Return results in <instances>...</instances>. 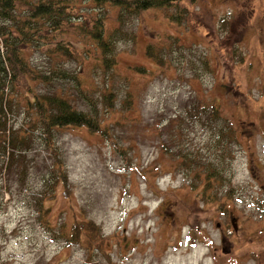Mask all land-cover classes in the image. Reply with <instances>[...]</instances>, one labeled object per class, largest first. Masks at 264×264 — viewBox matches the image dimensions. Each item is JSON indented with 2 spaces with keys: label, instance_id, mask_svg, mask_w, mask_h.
Masks as SVG:
<instances>
[{
  "label": "rangeland",
  "instance_id": "obj_1",
  "mask_svg": "<svg viewBox=\"0 0 264 264\" xmlns=\"http://www.w3.org/2000/svg\"><path fill=\"white\" fill-rule=\"evenodd\" d=\"M194 2L172 25L171 9L118 19L73 0L26 39L28 64L45 76L34 94L60 93L107 129L45 134L28 91L9 93L0 134L28 135L0 170V264H264V0ZM99 26L112 30L105 45L92 34ZM148 42L161 65L145 55ZM88 221L95 232L80 226L68 242Z\"/></svg>",
  "mask_w": 264,
  "mask_h": 264
},
{
  "label": "trees",
  "instance_id": "obj_2",
  "mask_svg": "<svg viewBox=\"0 0 264 264\" xmlns=\"http://www.w3.org/2000/svg\"><path fill=\"white\" fill-rule=\"evenodd\" d=\"M71 1L73 0H38L37 2L34 0H0V35L2 36L1 44L4 46L2 53H0V114L4 116L3 107L5 108V106L12 111L9 103L12 98L8 96L11 95L9 93H15V90H17L25 97L27 90L29 94L26 98H24V104L32 111L33 119L36 122L37 127L41 128L45 134L46 132L49 133L53 128L65 126L85 127L92 134L94 132L104 134L106 133L107 128L101 119L99 120L94 115L90 116V114L84 112L83 110L80 111L72 106H69L67 99L60 93H58V95H35L31 86L34 81L36 82L38 79H45V76L39 75L35 69L28 64L22 49L27 46L26 39L29 36H32L34 31L37 32L43 29L42 22H44V20H51L55 22L57 18L62 19L67 8L70 7ZM89 1L96 6L107 5L116 9L115 17L118 19H122L121 15L123 13L137 15L146 10L171 9L170 12H164L163 15L164 20L172 25H179L181 20L185 17L189 6H191V3H188V0ZM190 1L196 2V0ZM22 4L24 5V9L27 11H25V14L22 16H16L14 14V12H16L15 10H17L18 6ZM1 22H7L8 25L1 24ZM12 22L14 23L12 24ZM97 29L95 27V30L92 31V34L95 33V40L99 43L100 38V40H103L104 45L107 44L106 41L108 39L110 41V34H112V30L110 31L102 26H99ZM175 39L177 40L176 37ZM143 49L145 55L153 62H156L158 65L163 63L156 55V51L154 50L155 48L152 47L150 42L146 43ZM242 59L243 57L241 56L240 60L242 61ZM100 61L102 62V65L106 63L103 59ZM134 68H136L141 75L148 71L140 66H134ZM56 77H68V74L64 71H59L56 73ZM69 77L73 76L69 74ZM111 96V94L107 95L109 100H111ZM1 120H4V117ZM27 135V132L21 129L17 130L16 133L9 131L6 139L2 134H0V138L2 137L0 143V170L7 171L14 159L18 158V152L23 150L21 146H24V143H26ZM221 138L222 137L220 136V139L217 141L220 145L223 142V140L220 141ZM5 141H7L11 146V151L7 155L4 146L6 143ZM56 161L55 167L56 165L58 166L60 181L65 184V173L62 171V163L59 160ZM182 164L188 167L185 162ZM216 174L217 171H215L214 168L207 169L206 173H204L205 178L201 186L203 190H200L202 194H204L206 189L210 188L209 181L211 178L214 180L216 178ZM194 176L196 178L197 174H194ZM191 187L193 188L194 184L191 185ZM212 201L213 199L206 197V203H212ZM86 224L89 225L91 229H88L85 226ZM80 226H84L81 227L80 231L85 228L95 232L97 229L96 226L89 221L85 224H75L71 227L70 233H66L68 242L76 243L77 240L75 239L74 234L78 231Z\"/></svg>",
  "mask_w": 264,
  "mask_h": 264
},
{
  "label": "water",
  "instance_id": "obj_3",
  "mask_svg": "<svg viewBox=\"0 0 264 264\" xmlns=\"http://www.w3.org/2000/svg\"><path fill=\"white\" fill-rule=\"evenodd\" d=\"M233 222H234V220H231L232 227H233V229H235V228H236V225H235V223H233Z\"/></svg>",
  "mask_w": 264,
  "mask_h": 264
}]
</instances>
